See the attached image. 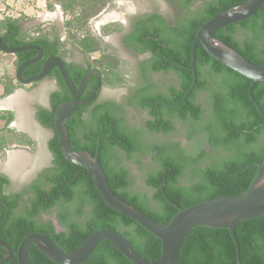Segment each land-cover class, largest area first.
<instances>
[{"label":"trees","instance_id":"trees-1","mask_svg":"<svg viewBox=\"0 0 264 264\" xmlns=\"http://www.w3.org/2000/svg\"><path fill=\"white\" fill-rule=\"evenodd\" d=\"M70 1L69 5L72 3V0ZM246 1H212L203 12L185 21V26L179 28L180 32H184L182 35L170 40L156 41L150 37L152 33L144 32L145 30L141 32L138 40L128 39L129 45L139 51L149 50L153 53L151 62L155 70H174L180 77V86L172 87L171 95L162 93L156 95L177 97L178 100L166 101L179 104L169 106L159 103L161 100H134L139 107L150 112L148 129L156 133L169 134L175 129L174 119L179 118L191 124V135L196 130L204 132L207 142L213 148L223 149L224 154L211 156L210 163H205L202 167L201 164L206 162L208 157L201 149V145L193 155L186 154L174 146H153L156 150L154 159L157 168L149 171L146 178L147 185L153 190L152 197L133 191L129 170L120 164L119 153H123L127 158H133L137 153H145L147 150L141 145L137 132L130 129L123 117L118 114L119 106L112 102L96 104L105 83L100 68L101 75L92 77L81 96L83 106H80L67 122L74 150L88 151L95 156L99 138L104 134L100 144V161L115 196L162 225H167L180 208L243 194L251 186L259 164L264 161V82L257 83L250 94L252 80L214 59L202 45H199L196 62L197 82L188 94L194 82V75L187 66L192 63V44L198 29L220 11ZM189 2L191 0H185V6ZM0 33L10 47L35 43L45 49H52V52L56 47V42L51 41L45 34L24 38L19 19L6 18L0 21ZM215 37L254 63L264 66V5L255 15L218 30ZM161 42L167 43L168 47L164 48ZM160 46L162 53L158 52ZM35 55L33 50L16 54V67ZM42 66L43 60L27 66L23 76L37 75ZM87 72L88 70L77 69V76L72 75L75 83L80 82ZM59 79L62 90L52 94V110H41L38 113L41 123L52 129L56 108L71 98L61 77ZM211 80H215L216 86ZM15 87L12 85V90ZM198 91L208 94L210 105L208 120H204L203 107L195 100ZM87 109L90 114L85 119L83 113ZM13 118V112H7V123L10 124ZM49 145L54 155V167L47 176L50 187L34 185L32 189L37 199L33 200L32 208L29 207L26 212L16 213L21 194L7 195L5 189L9 180L0 175V199L6 204L0 205V240L7 242L15 251L12 259L5 264H18L16 250L24 238L33 232H46L55 236L63 251L71 254L91 234L107 228L119 230L144 258L159 262L162 256L161 240L140 223L120 214L105 202L95 186L92 174L65 158L56 133ZM188 169H191L192 179L184 185L181 180ZM73 200L78 202L80 208L87 204L91 207L88 231H84L77 222H72L69 215L60 216V220L69 227L70 233L58 235L54 233L51 222L40 225L34 220L35 216L52 206ZM7 214L8 218L5 221ZM234 233L239 243L240 264H264V215L237 224ZM111 252L117 254L116 263L110 262ZM6 253L7 249L0 246V260ZM28 256L31 264H61L50 260L34 244L28 248ZM237 263L238 250L229 229L208 226H197L188 233L176 262V264ZM81 264L133 263L111 240L105 239L95 248L92 256Z\"/></svg>","mask_w":264,"mask_h":264},{"label":"rangeland","instance_id":"rangeland-1","mask_svg":"<svg viewBox=\"0 0 264 264\" xmlns=\"http://www.w3.org/2000/svg\"><path fill=\"white\" fill-rule=\"evenodd\" d=\"M45 9H36L35 12L23 18L24 38L38 34L48 37L61 36L66 49L65 55L81 60L82 55L89 56L93 64L100 68L104 74L105 86L102 99L119 106L118 114L123 117L125 124L138 134L139 141L145 153H137L133 158L127 159L123 153L120 164L129 170L131 189L142 195L151 197L153 190L147 185V174L157 168L154 159L156 150L153 146H174L186 154L193 155L201 145L207 153L210 163L211 156L224 154L223 149L213 148L206 140V134L196 130L190 134L192 128L189 122L179 118L174 119L175 129L169 134L156 133L147 127L148 115L141 110L134 100H129L131 94L142 85L138 75L143 55L122 44L119 30L129 26L132 16L151 11L162 12L169 18L178 17L179 4L168 0H48ZM55 4V6H54ZM198 4V3H197ZM194 4L193 6H195ZM58 6L61 10L56 9ZM67 8V9H66ZM185 7V11H186ZM52 15L56 17L52 23L45 18ZM106 23V29L103 24ZM115 24V27H111ZM92 56V57H91ZM10 59V71L0 74V85L16 79L15 54L6 56ZM158 76L155 85L163 88L166 84L160 82ZM216 86L215 80H211ZM18 82V81H17ZM19 84V83H18ZM170 84V83H167ZM26 88L30 100H18L23 106V119L21 110L14 100L0 97V172L8 171L10 176L9 191L28 192L29 184L38 181L48 171L53 162L48 147V140L53 130L42 126L36 118V106L48 104L49 94L57 89L54 79H46L40 86L37 84H21ZM27 95V96H28ZM198 102L204 110V120L210 116V105L207 93L199 94ZM13 112L16 118L7 123V112ZM25 113V114H24ZM3 115V117H1ZM17 149L16 159L18 165L9 167L11 159L9 152ZM14 155V156H15ZM118 158L116 157V160ZM191 169L186 171L181 180L186 185L190 182Z\"/></svg>","mask_w":264,"mask_h":264},{"label":"water","instance_id":"water-1","mask_svg":"<svg viewBox=\"0 0 264 264\" xmlns=\"http://www.w3.org/2000/svg\"><path fill=\"white\" fill-rule=\"evenodd\" d=\"M263 5L264 0H247L242 4L220 11L200 26L192 44V63L190 66H187L194 75V82L188 94L191 93L197 82L196 62L199 45H202L214 59L252 80L250 94L252 88L257 83L264 82V66L254 63L239 51L215 37L218 30L255 15ZM27 50H36L38 55L26 60L17 67L15 75L17 81L21 84L38 82L44 79L56 67L71 94V100L62 102L56 108L54 115V133L57 134L61 143L63 155L74 165L92 174L98 192L112 209L137 221L161 240L162 256L159 262L144 258L122 232L107 228L91 234L71 254L63 251L48 235L41 233L30 234L24 238L17 250L18 264H30L28 248L31 244H35L45 256L54 262L61 264H81L91 256L95 248L105 239L111 240L133 264H176L185 237L197 226L229 229L238 250L237 264H240V249L234 233V227L243 221L264 215V161L259 164L258 172L251 186L243 194L209 200L187 208H180L179 212L167 225H162L141 210L115 196L100 161V144L104 134L99 138L95 156L88 151H78L72 148L67 122L78 106L82 104L80 97L91 75L93 73H99V70L94 69L90 71L76 85L69 75L64 60L58 56H50L43 63L40 73L34 76L24 77L23 72L25 68L40 61L43 57L41 47L35 44L10 47L6 44L0 33L1 52L16 55ZM16 151L18 150L12 149L9 153L13 157L17 153ZM7 218L8 214L5 217V221ZM0 246L7 249V253L0 260V264H5L11 259L13 250L3 240H0Z\"/></svg>","mask_w":264,"mask_h":264},{"label":"flooded vegetation","instance_id":"flooded-vegetation-1","mask_svg":"<svg viewBox=\"0 0 264 264\" xmlns=\"http://www.w3.org/2000/svg\"><path fill=\"white\" fill-rule=\"evenodd\" d=\"M168 1L177 2L179 4V8L181 11H180V14L178 17L169 18L167 15H165L162 12L151 11V12H147L144 14L132 16L130 19V22H129V26H127V27L123 26L121 28V30H119L122 44L125 47H127L128 49H132L135 52H137L138 54L143 55L142 63L138 69L139 70L138 75L141 78L142 85H140L138 88H135V90L131 94V97L129 100H161V102H159V103L168 104L169 106H175V105L179 104V102L166 101V100H178L177 97L173 98L172 96H168V97H157L156 96L158 93H162L165 95H171L172 94V87H179L180 86L181 82H180L179 74L174 70H161V69L155 70L152 67V62H151L152 58H153V53L149 50L142 51V52L139 51L136 47L129 45L128 39L129 40H138L141 36V32L144 30H145L144 32L152 33V36L150 35V37L152 39H155L156 41L157 40H170V39L175 38L176 36H179L180 34L182 35L184 32L183 33H182V31L180 32L179 28L185 26V21L187 22V20L195 17L198 13L203 12L205 10L206 6L214 0H191V2H189V4L187 6H185V0H168ZM194 4H196V5L193 6ZM185 7L187 8L186 11H185ZM103 25H104L103 29H106L107 28L106 23H104ZM112 26L115 27L116 25L112 24L111 27ZM157 33H159V35H157ZM150 37L147 36L148 39ZM49 39L53 42H56V47H55V50L52 52V49H50V48L45 49L39 45L43 51V57L41 58V60H43V63L50 56H58V57L62 58L65 62L66 68H67L69 75H70L72 80H73V76H75V77L77 76L76 75L77 69H79V68H81L83 70H88L87 74L94 69L99 70V73H93L91 75L89 81L92 79L93 76L101 75L100 69L97 68L93 64V62H91L90 55L89 56L82 55L83 57L81 60L74 59L72 56L65 55L63 53V51L66 49V47L64 44V40L61 36L57 35L54 37H49ZM33 44H35V43H33ZM35 45H38V44H35ZM161 45H163L164 48L168 47L167 43H164V42H161ZM33 51H35L36 55L34 57H36L38 55V52L36 50H33ZM158 52L162 53L161 46L158 48ZM40 61H38V62H40ZM158 76L161 77L160 82H163V84H166L163 88H158L155 85L156 79ZM59 77H61L60 72H59L58 68L54 67L51 70V72L44 79H42L38 82H35V84H37V86H40L46 79L52 78V79H54V82L57 85V89L52 90L49 94L48 104H46V105L45 104H38L36 106V118L38 119V122L42 126H44L45 128L53 130L52 136L48 140V147H49V150L52 154L53 162L51 163L48 171H46V173L43 175V177L41 179H39L38 181H33L32 183H30L29 188H28V192H24V193L21 191H15V192L9 191L8 188H9L10 182H11L9 173H8V171L7 172L6 171L0 172L1 176H4L9 180V182L6 186V189H5V193L7 195H12V196L17 195V194H21V200L19 201L18 207L15 209L16 213H24L27 211V209L29 207L32 208L33 200L37 199V196L33 192V189H32L35 184H41L43 186H46L47 188L50 187V183L47 180V176H48V172L50 170H52L54 167V155L50 149L49 143H50V140L54 137L55 133H54V129L47 127L41 123V121L38 118V113L41 110H47V111L52 110L51 96L56 91L62 90ZM61 79H62V77H61ZM62 81H63V79H62ZM89 81H88V83H89ZM73 82L75 83L74 80H73ZM63 83H64V81H63ZM78 83H75V84L78 85ZM167 83H170V84H167ZM64 85H65V83H64ZM104 86H105V83L99 92V96L97 98L96 104H106V103L110 102L107 100H111V99H102ZM65 87L67 88L66 85H65ZM67 90H68V88H67ZM83 92H82V94H83ZM203 92L204 91H198L195 95L196 96L195 100H200L199 94L203 93ZM82 94H81V96H82ZM148 94H152L153 96L149 97ZM70 96H71V94H70ZM70 100H71V98H70ZM80 100H81V97H80ZM184 100H186V99H184ZM81 102H82V104L79 105L78 108L80 106H83L84 101L81 100ZM140 109L146 111V113L149 117L148 120L151 119V115H150V112L148 109H145L142 107H140ZM183 110H185L184 106H183ZM89 112L90 111L87 109V111H85L83 113V118H85V119L88 118V116L90 114ZM13 115H14V113H13ZM14 118H16V113H15ZM9 158L10 159L12 158L10 153H9ZM127 159H129V158H127ZM151 197H152V195H151ZM0 205H6V204L3 200L0 199ZM91 213L92 212H91L90 205L87 204V205L80 208L78 206V202L76 200H73V201H69L66 203H58V204L52 206L48 210L43 211L39 215L35 216L34 220L36 221V223H38L40 225L51 222L53 224L54 233L58 235V234H61L64 232L70 233L69 227L61 222L60 216L69 215L71 218L70 220L72 222H77L78 225L84 231H88L89 229L87 228V223H88V220L90 219ZM35 233H41V234L48 235L50 238H52L59 245V241H58V239H56L55 236L47 234L46 232H33L32 234H35ZM14 254H15V251L13 250L12 257L14 256ZM92 254H91V256H92ZM16 255H17V250H16ZM12 257H11V259H12ZM17 259H18V256H17ZM117 259H118L117 254L111 252L110 262L116 263Z\"/></svg>","mask_w":264,"mask_h":264},{"label":"crops","instance_id":"crops-1","mask_svg":"<svg viewBox=\"0 0 264 264\" xmlns=\"http://www.w3.org/2000/svg\"><path fill=\"white\" fill-rule=\"evenodd\" d=\"M49 4L48 0H0V21L6 18L19 19L21 25H23V18L31 15L36 9H45ZM55 6V4H54ZM58 6L56 9L61 10ZM56 17L50 15L45 19L52 23ZM10 54H6L0 51V74L6 71H10V59L7 58ZM16 60V57H15ZM13 79L11 82L0 85V97L6 96L8 100H30L27 94L26 88H23L21 83ZM12 85L16 86L12 90ZM28 95V96H27Z\"/></svg>","mask_w":264,"mask_h":264},{"label":"bare ground","instance_id":"bare-ground-1","mask_svg":"<svg viewBox=\"0 0 264 264\" xmlns=\"http://www.w3.org/2000/svg\"><path fill=\"white\" fill-rule=\"evenodd\" d=\"M14 101L19 106V110H21V114H22V112H24V111H23V106L21 105V102L18 101V100H14ZM23 118L24 117H23V114H22V119ZM15 157H16V155L11 158V161H10V164H9V167L12 168V169H14L18 165V160Z\"/></svg>","mask_w":264,"mask_h":264}]
</instances>
